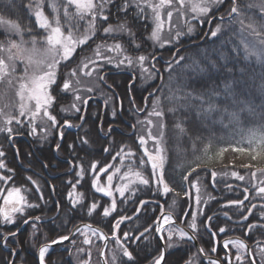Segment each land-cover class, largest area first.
<instances>
[{
	"label": "trees",
	"instance_id": "obj_1",
	"mask_svg": "<svg viewBox=\"0 0 264 264\" xmlns=\"http://www.w3.org/2000/svg\"><path fill=\"white\" fill-rule=\"evenodd\" d=\"M258 0H239V4L244 9L245 22L260 20V12L256 7L248 9L247 5L255 3ZM35 0H14V3L9 6L8 0H0V15L5 16L7 19L18 22L22 29L25 30V37L27 38V32L31 29L33 34H38L40 30L35 24V17L29 11L27 5L33 4ZM58 5L63 7V0H57ZM123 3V0H113V3L109 5V19L108 23L101 22L97 26V36L88 42L82 49L77 50L74 57L67 64H63L58 73V82H62L64 74L73 68L77 69V75L79 79L84 77L77 67L80 61L84 57L93 56V49L97 44L104 41L105 37L100 36L103 28L109 23L117 25L122 22H126L128 27L135 33L136 43L140 44V48L136 49L130 42L127 33L117 34L115 40L108 38L107 43L120 42L126 49L127 54L133 57L139 55H146L151 57L154 52L166 50L168 47L176 46V43L185 44L194 42L193 46L182 51L176 55V57L183 56L185 53L187 59L180 62L179 66L174 65L172 71H166L167 66L162 67L163 81L166 83L169 81V86L172 89H176L177 85H187V91L205 92L209 97L214 91L221 92L219 97H211L213 101L218 105L220 111L212 114V118L208 121H199L195 117V113H191L189 119L185 122L184 127L186 134L177 139L176 134L173 131V124L167 122L166 134L167 143L166 147V160L164 162V177L165 180L175 189V192H179L177 196L175 192L167 195L162 194V186L160 191H157V185L155 182L150 183L147 186L139 185L135 186V195L131 193H125L124 198L116 199L117 210L109 217L102 216V207L97 209L92 216L87 215V206L93 201L98 202L101 206H107L110 204V199H105L99 193L95 192L92 187V181L94 179L93 172L90 171L91 164L96 163L97 168L106 167L112 165L109 168L110 174L114 168L121 167V172L126 170V167L120 163V158L113 160L112 157L120 150L122 146H125L127 151L129 148L136 153V156L131 159H125L124 165H128L132 161L139 163V156L142 154L140 147L132 139L123 138L120 135L113 133L111 138L107 141H100L96 126L98 119H94V110H88L87 117L84 122V127L76 134L68 133L63 138V144L60 148L61 155L69 156L75 166V171L72 174L59 176L49 180V184L54 186V197L59 202V214L58 216L45 223H37L39 232L36 233L34 238V245L37 247L41 244L43 239L50 242L57 239L59 236H66L71 229L79 223H91L102 229L107 235L111 236L113 231V224L116 219L121 216L130 217L139 204V201H148L143 208H141L138 217L119 228L117 235L121 236L124 232L130 234L129 240L122 241L128 250L132 253L133 260L129 261L127 257L122 256V252L114 239H110L108 245L115 248L116 254H118V264H149L152 262L153 257L157 256L161 250V245L158 239L155 237L154 221L161 213V205L164 212H171L176 221L188 228V223L191 221V214L194 212L195 197L197 193L192 190L191 182H196L200 188V204L197 205L195 214L197 215V231L193 233L198 240L201 248L204 249L206 254H214L224 263L225 255L220 247L215 252L212 248L217 245L223 238L229 236H236L245 241L251 249L256 246H264V227L253 228L251 232H248L249 224L264 225V219H261L264 214V196L258 194V189L264 187L261 181H264V174L257 172L256 176H252V172L256 168H264V156L258 157L257 160H251L249 153H240L233 151L234 148L245 147L250 150L256 148L255 144L248 143V136L250 130H255L264 125V65L258 63L254 58L245 59L244 49L241 45V35L239 34V24L230 23L229 19H225L227 16L226 10L231 7V0H224V3L218 6H214L209 13V17L212 18V23L207 22L208 18H205L204 24L198 25L197 20H190L193 27L192 33H187L188 25L183 26L181 22L177 20L171 21L173 29L179 27L185 34L182 35L178 42L168 44L161 49L158 48V44H153L147 37L150 35L151 22L144 16H137V9L134 5H131L126 13L119 12L118 7ZM44 11L46 15L51 18V10L47 6V0H45ZM224 16L223 22L215 17ZM185 21V20H184ZM185 23V22H183ZM221 24V33L216 37L211 36V30L216 25ZM207 28V30H206ZM206 31V34H205ZM208 31V32H207ZM174 34V32H173ZM164 36V35H163ZM244 38L251 42L253 38L245 32ZM166 38V36H164ZM168 37L167 39H169ZM0 40H4V33L0 31ZM239 46V51L234 49ZM82 50V52H81ZM221 55L225 59H220ZM207 57L208 59H206ZM216 61L217 68L213 69L209 61ZM204 68L205 71H199L197 67ZM227 63L228 68L232 71L228 72L222 65ZM104 66V65H103ZM108 69L111 70H128L136 75L138 85L143 89L140 93L138 90H133V98L135 100H142L145 93L148 91L146 76L140 73L136 66L127 67L122 65L113 68L112 65H108ZM107 68L102 67L101 70ZM195 69V71H193ZM100 70V69H99ZM150 72L152 73L150 67ZM99 74L102 71H98ZM143 74V75H142ZM169 79V80H168ZM233 79L239 80V84H233V88L236 90L235 95L238 101H244L250 104L255 109V115L248 111H240V105H234L232 97H226L223 95V89L226 83ZM84 80V79H83ZM81 80V81H83ZM108 84L112 85L117 91L120 100L123 104L122 114H128L132 121L137 122V119L143 117L136 116L131 110L127 112L126 105H129L126 94V83L129 82V77L116 76L114 79H106ZM82 84V83H81ZM99 87L106 92L109 98L110 105H116V99L112 93L106 88ZM98 87V90H99ZM151 88V87H150ZM149 88V89H150ZM95 89V88H94ZM11 92V90H10ZM101 91L95 89L93 92H83V96H99ZM158 92L152 99H149L148 110L145 115L151 109L153 100L159 97ZM53 94L57 97V102L53 105L51 113L56 116L57 121L60 123L67 121H77L80 113L73 110L61 111V107H66L70 104V95L64 94L59 91L58 88H54ZM11 95L10 97H12ZM101 96V95H100ZM125 103V104H124ZM81 107V106H80ZM227 108V112H238V120H230L224 109ZM116 109V108H114ZM116 113V110H115ZM179 115H182L181 113ZM105 120H118L117 114L113 116V110L108 112ZM107 125H104L106 127ZM12 133L9 134L6 130L0 131V150L4 151L5 156L3 159L8 168L14 169L15 174L13 180L9 182L7 186L15 185L17 187L24 186L30 189L27 193L28 199L38 204L39 207L26 209L24 216L17 215L15 223L5 224L0 218V237L7 235L9 232H15L20 229L23 224V219L28 217H52L56 213V207L54 201L51 198L50 186L41 177L36 175L33 171L42 172L43 164H47V169L51 174L62 173L67 169L64 163L57 161L51 152V147L56 144L57 128L51 127L49 123L44 125L46 131L40 134V127L37 126L38 135L32 136L29 127L23 124H17L14 122L10 125ZM2 129V128H0ZM8 133V134H7ZM13 137L12 144L9 143V138ZM23 137L30 139L31 146L34 148L38 161L35 157L29 153L30 147L24 141ZM82 139H87L88 143H81ZM72 145V147H69ZM195 145V148H194ZM105 148H109V152H104ZM127 148V149H126ZM221 150L223 154L221 155ZM18 151V157L25 167H30L33 171H26L19 168L16 162V152ZM253 154L255 152L253 151ZM209 157L211 159L209 160ZM199 158V159H198ZM147 160V157H145ZM202 161L200 167L197 169L193 176L189 178V181H184L183 176L187 174L197 162ZM243 164H251L253 167L244 168ZM80 165H83L84 175L80 179L77 176V172L80 171ZM216 171L217 176L215 181L211 176L212 171ZM144 175L150 177L151 165L147 164L144 167ZM236 171L239 175H243L244 179L239 180L231 175V172ZM0 174L12 175L5 169H0ZM31 176L33 180H36L41 187L44 199H39V194L35 191L33 186L26 177ZM107 176H102L100 184L107 186ZM80 179L79 184L76 181ZM119 179L114 177L113 181L116 183ZM69 181L72 183L70 184ZM72 184H76V193H83L84 199L82 205H77L75 209L68 198V193L72 191ZM3 182H0V187H4ZM116 186V184H115ZM114 186V187H115ZM113 187V188H114ZM247 189V191H245ZM188 192L189 195L185 196L184 193ZM245 196L248 197L245 200ZM116 197V196H114ZM243 200V205L234 204L233 201ZM2 200H0L1 206ZM252 205H256L252 208ZM251 210V215H248ZM189 213L185 217V213ZM248 216L247 220L243 219V216ZM209 217L211 220L209 221ZM231 219L235 222L228 221ZM152 231L144 233L139 241H136L134 237L139 236L144 232L145 228L150 227ZM223 227L226 229L224 233H220L219 229ZM30 228L31 223L23 229V231L14 238L7 240V245L11 246L16 252L15 264H38L36 260V251L32 249V243L30 240ZM210 229L215 233L212 237L208 233ZM192 231V230H191ZM247 233V235H246ZM77 235L72 239L74 241ZM2 239H0L1 242ZM71 241V242H72ZM257 241L260 243L257 244ZM71 242L63 246H57L49 250L45 256L46 264H73L70 258L69 248ZM166 243V241H165ZM195 248L186 240L181 241L179 247L173 250H168L163 264H186L191 258L192 264H208L201 261L198 257L194 258ZM11 254L5 251L0 244V264H9L11 261ZM255 261H257L255 257Z\"/></svg>",
	"mask_w": 264,
	"mask_h": 264
},
{
	"label": "snow or ice",
	"instance_id": "obj_2",
	"mask_svg": "<svg viewBox=\"0 0 264 264\" xmlns=\"http://www.w3.org/2000/svg\"><path fill=\"white\" fill-rule=\"evenodd\" d=\"M14 3V0H8L9 6ZM113 3V0H63V7L58 5L57 0H47V6L51 10V18L49 15L45 14L44 5L45 0H35L34 5L29 4L27 7L29 11L35 17V24L37 25L40 32L38 34H33L31 29L27 32V38L25 37V30L22 29L21 25L11 19L5 18V16L0 15V31L4 33V40H0V83L5 82L12 85L13 78H15L18 87L16 90V96L18 97V115L19 117H28V123L32 125L31 131L36 132L35 122L39 119L42 122L49 123L52 127L60 126L55 115H53L50 109L57 102L56 95L53 94L54 88H58L61 93L71 94L73 97V102L70 108L61 107V111L74 110L75 112H80L81 107L78 104L84 106L88 103V98L81 95V92L91 93L95 89L93 87H83L81 88V81L77 75V69L73 68L64 74V79L62 82H58L59 68L62 64H67L74 54L77 52L78 48H83L87 45L89 41L93 40L97 36V21L107 22L109 19V5ZM224 3V0H123V3L118 7L119 12L126 13L131 5H134L137 9V16H144L146 19H151L152 21V31L147 37L151 40L153 44H159L160 47H164L165 44H173L179 41L180 37L185 33L176 27L175 30L171 24L174 14L180 17H190L186 19L185 23L188 25L187 33L193 32V27L191 26L190 20H197L199 23L203 24L205 18L209 24L212 23V18L209 17V13L212 11L214 6H218ZM257 7L260 12V20L264 21V0H260L258 5L248 4L247 8L252 9ZM244 9L241 8L239 0H231V7L227 13L230 23L239 24V34L241 35V45L244 49V58H254L258 63L264 65V22L256 23L250 19V22L245 24L244 19ZM224 16L220 17V21L223 22ZM167 31L169 39H164L163 33ZM174 32V34H173ZM247 32L249 36L253 38L251 42L246 40L243 34ZM127 33L130 42L134 45L136 49L140 48V44L136 43L135 33L130 29L126 22L119 23L117 25L108 24L107 27L103 28L104 41L97 44L93 51V56L85 57L80 61L77 66L80 72L87 77H91L94 72L99 71L103 67V64H114L116 67L126 65L127 67L138 66L141 73L149 72V69L145 67L146 62H151L155 60V57L151 58L146 55H139L133 57L127 54L126 47L120 42H114L112 44L107 43V39L111 38L115 40L116 34ZM221 33V24L218 23L216 27L211 30V36L216 37ZM207 35V34H206ZM235 51H239V46H237ZM208 59L207 57H205ZM185 57L183 56H173V58L167 61L168 67L166 71H172L174 65L179 66L180 62L183 61ZM220 59H225L221 55ZM213 69L217 68L216 61H209ZM91 66V67H90ZM151 67L155 68V63H151ZM197 67L199 64L197 62ZM222 67L231 72L232 69L228 68L227 63L222 65ZM85 69H88L85 71ZM195 71V69H193ZM199 71H205L204 68H199ZM151 76V73L149 74ZM101 81L104 80L103 76H99ZM239 80L233 79L225 84L223 89V95L226 97H232L234 105H240V111H248L255 115V109L244 101H238L235 95L236 90L233 88V84H239ZM187 85H177L175 91H170V95L166 97L168 102L172 104L171 107L167 109L168 113L174 115L173 131L176 134L177 139L186 134V129L184 127L185 122L189 119L191 113H195V117L199 121H208L212 118L213 113L220 111L218 105L213 101L211 97H219L221 92L214 91L209 97L208 93L187 91ZM149 95H154L150 93ZM107 103V102H106ZM134 103V101H133ZM137 111H143V109H137ZM230 120H238V112H227V108L224 109ZM181 113L182 115H177ZM3 110L0 109V115H3ZM115 110H113V116H115ZM165 110L160 106L159 98L153 101L152 111L147 113V118L145 121H137L138 124H147L148 128L145 135L138 136V143L143 148V153L139 156V163L132 161L128 165H124L125 159H131L136 156L130 148L125 151V146H122L119 151L112 157L113 160L120 158V163L122 166L126 167V170L121 172V167H116L114 170L107 175V186H102L99 184L98 173H108V169L112 168V165L106 167L97 168L96 163L91 164L90 171L96 175V178L92 181V187L97 193H103L104 196L110 197L111 202L107 206H101L98 202L93 201L87 206V215L92 216L97 209L102 207V216L109 217L113 212L117 210V201L114 197V191L119 193V196L124 198L125 193H131L135 195L136 187L139 185L147 186L152 182L157 185V191H160L162 186V194L167 195L169 193L175 192V189L170 186V184L165 180L164 177V161L166 152V134L168 125L165 121ZM155 118V120L153 119ZM264 119V116L261 117ZM83 120V116L81 117ZM17 124L22 123L20 119L16 116H7L5 119L6 125H11L13 121ZM65 125L72 126L69 121H64ZM153 126L158 128L157 134H153ZM62 127V126H60ZM135 129L136 125H132ZM7 131L9 134L12 133V128L7 127L6 129H0V131ZM102 130V129H101ZM46 131V129H45ZM111 132V128H109ZM147 137V138H146ZM60 138L63 139V133L61 132ZM149 140L153 141L152 151L149 150L146 145H148ZM81 143L87 144V139H82ZM248 143L255 144L256 148L250 150L249 148L239 147L234 148L233 151L240 153H249L251 160L255 161L258 157L264 156V125L255 130H250L248 136ZM72 147V145H69ZM195 148V145H194ZM60 149V144L56 145V150ZM224 150H221V155ZM253 151L255 154H253ZM104 152H109V148H105ZM17 151V155H18ZM4 151L0 150V158L4 157ZM147 157V160H145ZM199 159V158H198ZM211 157H209V160ZM202 161L197 162L194 167L190 169L183 176L184 181H189V178L193 176V173L197 171L200 167ZM151 165L150 177L144 175V167ZM47 167V164L44 165ZM80 171L77 172V176L82 179L84 175L83 165H80ZM241 167L250 168L253 167L251 164H243ZM0 169H5L7 172L12 173V175L0 174V182H3L4 187H0V200L3 201V205L0 206V218L5 224L15 223V218L17 215L24 216L26 209L39 207L38 204L32 203L28 197L27 193L30 191L27 187L20 186L17 187L14 184L10 187L7 186L10 181L13 180L15 170L8 168L3 159H0ZM257 172L264 174V168H256L251 174L253 177L256 176ZM231 175L239 180H243L244 176L239 175L238 172L233 171ZM213 181L217 176L216 171L211 172ZM117 177L121 183L117 184L113 189V179ZM26 179L35 186V191L39 194V199L43 200V192L40 185L36 180H33L31 176L26 177ZM80 179L76 181L79 184ZM71 184L72 182L69 181ZM264 184V181H261ZM76 184H72V191L68 193L69 201L72 208L75 209L77 205H82L83 203V193H76ZM191 186L196 189V205H199L201 200L199 196L200 188L197 186L196 182H191ZM53 191L55 188L53 186ZM247 191V189H245ZM177 196L180 195L179 192H175ZM258 194L264 196V187L258 189ZM185 196L189 193L186 191ZM248 199L247 196L244 198ZM149 203L148 201H139L140 207L143 208L144 205ZM234 204L243 205L244 201H233ZM161 215L157 217V226L155 227V232L160 234L164 228L165 224H172L174 218L171 212L164 214L163 206L161 205ZM256 205H252L255 208ZM261 207H264L262 205ZM57 209H59V202H57ZM139 209H137V212ZM189 213H185L187 217ZM248 215H251V210H249ZM125 219H130V217L121 216L116 219L113 224V231L111 238L115 240L116 244L119 246L122 256L127 257L129 261L133 260L132 253L124 245L122 241L129 240L130 234L124 232L122 237L117 235V231L120 225ZM209 221L211 217L208 218ZM244 220L248 219V216H243ZM261 219H264V214H262ZM41 220V217H28L23 219L24 224H29L33 228V234L39 232L37 223ZM197 215L195 213L191 214V221L188 223V227L193 233L197 231ZM162 221V222H160ZM264 227L260 224H249L248 232H251L253 228ZM152 231L151 226L144 229V232L140 233L139 236L134 237L136 241H139L144 237V233ZM225 228L221 227L219 229L220 233H224ZM176 232L179 234L180 239L192 240L195 237L189 235L187 231L183 228H177ZM79 233L84 236L83 244L89 245L91 243L89 233L92 236H97L101 240H108L109 236L100 232L99 229L93 228L90 224H84L82 227H76L72 233L75 235ZM215 235V233H213ZM247 235V233H246ZM15 237L16 232H9L7 235L0 237L4 241L5 246H7L8 237ZM173 233L170 231L168 235V240L171 241ZM162 241L164 236L161 234L159 237ZM69 236H59L57 239L47 242L38 250L39 264H45L46 253L49 252L50 247L55 244L62 243L63 241L69 240ZM260 242L257 241V244ZM233 245L236 248L237 255L236 260L240 261L241 256L239 252L248 248L247 244L243 240H225L224 247L228 248L229 245ZM169 246H171L169 244ZM80 251H83L81 249ZM199 253L203 254L204 249L200 248ZM212 251H216V247L212 248ZM261 252L264 253V248H261ZM13 256L16 252L13 251ZM90 255V254H89ZM227 258V256L225 257ZM116 256L113 255V262H115ZM165 260V251L160 250L159 254L153 257L151 264H163ZM10 264H15L11 261ZM88 264V262H84ZM186 264H192L191 258L186 262ZM208 264H219V261L209 259ZM255 264V260L252 261Z\"/></svg>",
	"mask_w": 264,
	"mask_h": 264
},
{
	"label": "rangeland",
	"instance_id": "obj_3",
	"mask_svg": "<svg viewBox=\"0 0 264 264\" xmlns=\"http://www.w3.org/2000/svg\"><path fill=\"white\" fill-rule=\"evenodd\" d=\"M255 3H257L256 5H258L259 3H260V0H258V1H256ZM229 7L227 8V10H226V12H228L229 11ZM256 9H258L257 7H256ZM258 11H259V9H258ZM173 20H177V21H179V22H181L182 23V25L183 26H185L186 27V23H183V22H185L184 20H186V19H190V17H180V16H178L177 14H174L173 15V18H172ZM150 20V22H151V30L150 31H152V21H151V19H149ZM195 21V20H194ZM102 21H97V26L101 23ZM250 21H247V22H245V24H247V23H249ZM256 23H259L258 21H255ZM103 23H105V25L108 23V21L107 22H103ZM197 23H198V25L200 26V25H202L201 23H199L198 21H197ZM204 24V23H203ZM107 27V26H106ZM151 33V32H150ZM117 35V34H116ZM163 35L164 36H166V38H164V39H167L168 37H169V35H168V32L167 31H165L164 33H163ZM100 36H102V37H104V34H103V31H102V33H101V35ZM163 36V37H164ZM186 43V42H185ZM110 44H112V43H110ZM168 46V44H165L164 45V47L165 46ZM84 47V46H83ZM172 47V46H171ZM158 48L159 49H161L162 47H160L159 46V44H158ZM79 49H82V48H78L77 50H79ZM164 52H166L167 53V51H164ZM75 55V54H74ZM152 57V56H151ZM150 57V58H151ZM183 57H185V59H187L186 57H189V55L187 56L185 53H183ZM85 58V57H84ZM71 61V60H70ZM68 63V62H67ZM149 64H150V62H146L145 63V67H147L148 69H149ZM63 65V64H62ZM61 65V66H62ZM104 66V68H107V69H105V70H99V71H107V73L106 74H103V75H106L105 76V79H114L117 75L119 76L120 74L122 75V76H124L125 78H127V77H129L127 74H125V75H123L122 73H120V74H117V72H116V70H115V72L113 71V70H111V69H108L109 67L107 66V63H105V64H103ZM109 65V64H108ZM110 65H112L113 66V68H117L114 64H110ZM60 66V67H61ZM91 67V66H90ZM137 68H138V70H139V72L141 73V70H140V68L138 67V66H136ZM60 69V68H59ZM88 69H85V71H87ZM108 72H110L109 74L110 75H108ZM151 72H150V70H149V72H145V73H143L144 74V76H146V81L147 82H150V81H152V84H151V86L152 85H155V83L158 81V78H157V76L155 75V74H153V72L151 73V76L149 75ZM101 74V73H100ZM100 74H99V72L97 71V72H94L93 73V75L91 76V77H87V76H84L83 78H81V80H83V81H81V85H80V87L81 88H83V87H93V88H95V89H97V91H99V90H101L102 92L99 94V97H102V96H104L103 97V99H104V101L105 102H108V104H109V98H108V95L106 94V92L105 91H103L101 88L98 90V87H99V76H100ZM142 74V75H143ZM131 78L129 77V80H130ZM169 80V79H168ZM169 81L168 82H164L163 81V79H162V87H161V89H160V95H159V97H156L154 100H156L157 98H159V103H160V106L165 110V113H166V115H165V121H166V123L169 121V122H171V124H174V115L172 114V113H168L167 112V109L169 108V107H171L172 106V104H170L169 102H168V100L166 99V97H168L169 95H170V89L172 90V91H175L174 89H172L170 86H169ZM17 87H18V84H17V82H16V80H15V78H13V83H12V85H9L8 83H7V80H5V82H3V83H0V109H2L3 110V115H0V128H2V129H6L7 127H10V125H6L5 124V119H6V117L7 116H16L18 119H20L21 121H22V123H20V124H23V123H25L28 127H29V131H30V133L32 134V136L33 137H35L36 135H38V132H37V129H36V132L35 133H33L32 131H31V128H32V125H30L29 123H28V117L27 116H25V117H19V115H18V104H19V100H18V97L16 96V90H17ZM150 88V86L147 88V89H149ZM10 90H11V92H10ZM11 95H13L12 97H10ZM70 95V104L69 105H67L65 108H70V105L72 104V102H73V97H72V95L71 94H69ZM81 95H83L82 94V92H81ZM100 95H102V96H100ZM85 98H86V96H84ZM127 98H128V96H127ZM153 100V101H154ZM138 102H140V104H141V100L139 99V100H137ZM136 101V102H137ZM128 103H129V101H128ZM125 104V103H124ZM153 105V104H152ZM78 106L80 107V106H82V104H78ZM122 106H123V104H122ZM113 108V107H112ZM126 108L127 109H130V106L129 105H126ZM52 109V108H51ZM51 109H50V111H51ZM114 109V108H113ZM74 111V110H73ZM150 111H152V107H151V109L148 111V112H150ZM80 113V112H79ZM180 113H178L177 115H179ZM121 115H125V114H122V110H121ZM127 117H129V115L127 114L126 115ZM146 118H147V114L146 115H144L143 117H141V118H139V119H137V121L139 120V121H145L146 120ZM154 120H155V118H153ZM15 122V120L13 121V123ZM12 123V124H13ZM35 124H36V127L37 126H39L40 127V134H43L44 132H45V128H44V125L46 124V122H42L41 120H37L36 122H35ZM143 126V128H141L142 130H140L141 132H142V135H145L146 136V130H147V128H148V125L145 123V124H139L138 126ZM168 125V124H167ZM51 126V125H50ZM140 126V127H141ZM52 127V126H51ZM54 128V127H53ZM153 134H157V132H158V128L157 127H155V126H153ZM139 132V131H138ZM167 133L169 134V132L167 131ZM8 134V133H7ZM147 138V137H146ZM152 145H153V141H151V140H149V142H148V145H146V147H148L149 148V150L150 151H152ZM142 153H143V150H142ZM164 155H165V160H166V152L164 153ZM165 162V161H164ZM61 177V176H60ZM107 178V177H106ZM113 183V187L115 186V184L117 185V184H119V183H121V181H117L116 183L113 181L112 182ZM103 186H105V184H102ZM115 188V187H114ZM113 188V189H114ZM192 190H194L195 192H196V189L195 188H192ZM101 196H103L105 199H107V198H109L110 199V202H111V198L110 197H106V196H104L103 195V193H99ZM116 195V199H120L121 197L119 196V193H116L115 191H114V196ZM195 199H196V197H195ZM3 205V201L1 202V206ZM197 205L195 204V206H194V212L193 213H195L196 212V209H197V207H196ZM30 230L33 232V228H32V226H31V228H30ZM172 232L173 233V237H172V240L171 241H169L168 240V235H169V232ZM18 234H20V233H18ZM17 234V235H18ZM89 235V237H90V240H91V243L89 244V245H85V244H83V239H84V236H82V235H80L79 233H77V237H76V239L74 240V241H72L71 242V245L72 246H70V247H68L69 248V253H70V258H71V260L73 261V264H84V262H88V264H100V261H99V256H100V249H101V243H102V240L101 239H99L97 236H92L91 235V233H89L88 234ZM163 235H164V238H166L167 239V242H168V247H169V249H173V248H175V247H179L180 246V244H181V240H184V239H180L179 238V234H178V232H176V229H174L173 227H170V228H167V229H164V231H163ZM46 242H48V241H46L45 239H43V241L41 242V244L39 245V246H35L34 245V243H32V249H34L36 252H37V250H38V248L41 246V245H43V244H45ZM169 244L171 245V246H169ZM5 245V244H4ZM231 245V244H230ZM2 247V246H1ZM231 248H232V250H233V252L235 253V257H234V260H235V264H248V262H246L247 260H246V257H245V255H246V250H244V249H242L240 252H239V255L241 256V260L240 261H237L236 260V255L238 254L237 253V251H236V248L233 246V245H231ZM261 248H264V246H258V247H256L255 248V251H254V254H255V257H256V259H257V261L259 262V264H264V253H262L261 252ZM81 249H83V251H80ZM90 254V255H89ZM115 254V256H116V260H115V262H113V255ZM46 255H47V253H46ZM104 256H105V260H106V262L108 263V264H118V254H116V250H115V248L113 247V246H111V245H108L107 246V248L105 249V251H104ZM46 264V263H45ZM149 264H151V263H149Z\"/></svg>",
	"mask_w": 264,
	"mask_h": 264
},
{
	"label": "flooded vegetation",
	"instance_id": "obj_4",
	"mask_svg": "<svg viewBox=\"0 0 264 264\" xmlns=\"http://www.w3.org/2000/svg\"><path fill=\"white\" fill-rule=\"evenodd\" d=\"M182 44L179 42V43H176V46H172V51H171V56H173L174 54L175 55H177L178 53H180L182 50H181V48H182ZM174 47V48H173ZM81 52H82V50H81ZM152 62V61H151ZM151 62H150V66H151ZM154 63V62H153ZM152 68V67H151ZM155 69L157 70H159L160 68H158L157 66L155 67ZM161 70V69H160ZM159 70V71H160ZM152 71H153V73L157 76V78H158V81L155 83V85H152L151 86V84H152V81H150V83L147 85V87H151L150 89H148V91L145 93V95H144V97L142 98V102H141V104H140V102H138L137 100H135L134 98H133V90H138V93H140L141 91H143V89L137 84L138 83V81H137V78H136V75H135V81H134V83H132L131 84V81H132V79H130L129 80V82H127L126 83V86H125V89H126V93H127V96H128V101H129V106H130V109H127V112H129L130 113V110L136 115V116H138V117H141V116H144L145 115V113H146V111L148 110V106H149V99H152V98H147L146 99V96L149 94V93H151L153 90H155V88L157 87V85L159 84V74L157 73V71H155V70H153L152 69ZM107 73V71H102L101 72V74H100V76H103L104 77V81H105V83H107L108 84V82H107V80L105 79V76L106 75H103V74H106ZM110 72H108V75H110L109 74ZM132 74V73H131ZM121 75V74H120ZM119 75V76H120ZM123 75H125V74H123ZM133 75V74H132ZM131 75V78L132 77H134V75L132 76ZM161 75H162V73H161ZM118 76V75H117ZM129 76V75H128ZM104 81H101V80H99V84H100V86H102V87H104V88H106L107 90H109L108 88H107V86L105 85V83H104ZM110 85V84H109ZM110 86H112V85H110ZM113 87V86H112ZM114 88V87H113ZM99 89H100V87H99ZM147 89V88H146ZM114 90H115V88H114ZM99 91H101V90H99ZM110 91V90H109ZM128 91H129V95H128ZM102 92V91H101ZM111 93H112V95L115 97V99H116V105H110V104H108V102L106 103L105 101H104V99H103V97L104 96H102V97H99V96H88L87 98H88V103H87V105L86 106H84V105H82L81 106V113H80V116H79V119L77 120V121H69V124L70 125H72V126H70L71 128H76L77 130H75V131H70V130H68L67 128H62L61 129V127L60 126H62V124L60 123L59 125L60 126H57L58 128H57V135H58V132H59V130H61L60 131V133L62 132L63 133V138H64V136L66 135V134H68V133H72V134H76V133H78L80 130H82V128L84 127V122H85V119H86V117H87V112H88V110L90 111V110H94L95 111V113H94V119H96V118H99L98 119V123H97V126H96V132H97V135H98V137L101 139V140H103V141H107V140H109L110 138H111V136H112V134L113 133H116V134H118V135H120L121 137H128V138H133L134 139V141H136V143H137V145L140 147V150L142 151V147L139 145V143H138V136H137V134H136V132L137 131H140V130H142L141 128H143V126H138L139 124L137 123V122H135V121H132L131 119H130V117H127L126 116V114L125 115H121V109H122V102H121V100H120V97H119V95H118V93H117V91L115 90V93L113 92V91H110ZM133 101H134V103H133ZM137 101V102H136ZM116 108V109H113V108ZM143 107H145V109H143ZM137 109H143V111H137ZM110 110H116V114H117V116H118V120H119V122H117L116 120H105V117H107V115H108V112L110 111ZM83 116V120L81 119V117ZM82 122V123H81ZM81 123V124H80ZM104 125H107L106 127H104ZM132 125H136V128L134 129L133 127H132ZM109 128H111V132H109ZM102 129V130H101ZM131 131H134V135L133 136H127L128 134H130V132ZM57 141H56V144L53 146V147H51V152H52V155H53V157L57 160V161H59V159H58V157L59 158H61V159H66L67 157H65L64 158V156L63 155H61V153H60V149L58 150V151H56V154L54 153V148H56V145L59 143V141H58V138L56 139ZM63 139H62V142L61 143H63ZM30 147V146H29ZM127 149V148H126ZM132 149V148H131ZM126 151V150H125ZM58 156V157H57ZM34 157L37 159V161H38V158H37V156H36V154H34ZM27 168H29V169H31L30 167H27ZM43 170H42V172H37V171H33L32 169V171L36 174V175H38L39 177H41L44 181H46V183L47 182H49L48 180H50V179H54V178H57V177H59V176H63V175H67V174H72L74 171H75V166L73 165V167H72V169H68V170H65V171H63L62 173H56V174H54V176L49 172V170L46 168H42ZM92 172V171H91ZM108 173H109V170H108ZM108 173H98V176H99V184H100V181L102 180L101 179V177L102 176H107L108 175ZM93 174V177L94 178H96V175L97 174H94V173H92ZM49 184V183H48ZM101 185V184H100ZM103 186V185H102ZM116 196V195H115ZM145 201V200H144ZM140 205V204H139ZM138 206V205H137ZM135 211H137V208H136V210ZM135 211H134V213H135ZM133 213V214H134ZM223 251V250H222ZM231 253H230V256H231V259L229 260L230 262L228 263L227 262V259L225 260L224 259V263L222 262L223 260H220L217 256H215L214 254H208V256L209 257H214V258H217L219 261H220V264H233L231 261H234V257H235V253H233L232 252V250L230 251Z\"/></svg>",
	"mask_w": 264,
	"mask_h": 264
},
{
	"label": "bare ground",
	"instance_id": "obj_5",
	"mask_svg": "<svg viewBox=\"0 0 264 264\" xmlns=\"http://www.w3.org/2000/svg\"><path fill=\"white\" fill-rule=\"evenodd\" d=\"M206 30H207V28H206ZM205 34H206V31H205ZM193 44H194V42H192V43H185V44H182L183 46H182V48L181 49H186V48H188V47H191V46H193ZM174 48V47H173ZM163 51H160V52H154L153 53V55L152 56H154L155 57V60H154V63H155V67L157 66L158 68H160L159 70L157 69H155L154 68V70L155 71H157V73H162V67L163 66H167V61H169V60H171L172 58H173V56H171V51H172V47H168V49H166V50H164V49H162ZM164 51H167V53L166 52H164ZM127 94V93H126ZM128 95H129V91H128ZM136 134H137V136H139V135H142V132L141 131H137L136 132ZM134 135V131H131L130 132V134H128L127 136H133ZM24 138V141L27 143V145L28 146H30V150H29V153L31 154V156H33L34 157V154H36L35 153V151H34V148L31 146V142H30V139L29 138H27V137H23ZM123 138H126V137H123ZM100 139V138H99ZM127 139H130V138H128L127 137ZM133 139V138H132ZM134 140V139H133ZM100 141H103V140H101L100 139ZM136 142V141H135ZM62 144L63 143H61L60 144V148H61V146H62ZM55 149V148H54ZM18 155H17V152H16V157H17ZM58 157V156H57ZM65 157H67V156H65ZM64 157V158H65ZM58 159H59V162L60 163H64L66 166H67V169L66 170H70V169H72V167H73V165H74V163H73V161L69 158V156L66 158V159H61V158H59L58 157ZM16 162H17V165H18V167L19 168H22V163H21V161H20V159H19V157H18V160L16 159ZM42 165H43V167H44V165L45 164H43L42 163ZM45 169L47 168V167H44ZM53 176H54V174H52ZM51 198H52V200L54 201V204H55V207H56V205H57V201L55 200V197H54V193L51 195ZM57 209V208H56ZM51 220H53V216L52 217H41V221H42V224H45V223H47V222H49V221H51ZM35 236H36V233H35V235L33 234V232L32 231H30V240H31V243L34 241V238H35ZM2 243H4V242H1L0 244H1V246H2ZM12 248V247H11ZM13 249V248H12ZM13 251H14V249H13ZM10 254H11V260L12 261H14L15 260V257H16V255H15V257H14V259H13V255H12V253L11 252H9Z\"/></svg>",
	"mask_w": 264,
	"mask_h": 264
},
{
	"label": "water",
	"instance_id": "obj_6",
	"mask_svg": "<svg viewBox=\"0 0 264 264\" xmlns=\"http://www.w3.org/2000/svg\"><path fill=\"white\" fill-rule=\"evenodd\" d=\"M227 18H228V17H227ZM215 19H220V18L216 16ZM207 32H208V31H207ZM124 73H125V72H124ZM126 73H127V72H126ZM134 81H135V79L133 78L132 81H131V84L134 83ZM108 88L112 89V88L109 87V86H108ZM158 88H159V86H158ZM158 88H156L155 91H153L152 93L155 94V93L157 92ZM152 96H153V95H149V94H148V95L146 96V98H147V97H152ZM143 109H145V107H143ZM81 123H82V122H81ZM81 123H80V124H81ZM62 127H65V128H67L68 130H70V131H71V130H72V131L77 130L76 128H71L70 126L65 125V124H63ZM58 138H59V144H61L62 139L60 138V130H59V133H58ZM56 151H57V150H56V148H55V149H54V153H55V154H56ZM16 159L18 160V156L16 157ZM22 168L25 169L24 167H22ZM57 213H58V212H57ZM137 214H138V212H136L135 215H134L131 219L124 220V222H123L120 226H122V225L126 224L127 222L133 220V219L137 216ZM39 222H40V221H39ZM25 225H26V224H24L23 227H24ZM172 225L175 226L176 228H183L185 231H187V232L189 233V235H193L188 229H186L185 227L181 226V225L178 224L176 221H174V222L172 223ZM82 226H83V225H82ZM82 226H76V227H82ZM91 226H92V225H91ZM23 227H22L18 232H16V235L22 231ZM76 227H75V228H76ZM92 227H93V228H96L95 226H92ZM75 228H74V229H75ZM74 229L72 230V232H71L70 235H69L70 239L73 237L72 233H73ZM97 229H98V228H97ZM99 230H100V229H99ZM100 232L104 233L102 230H100ZM210 233H212V232L210 231ZM104 234H105V233H104ZM105 235H106V234H105ZM9 237H11V236H9ZM157 237L159 238V237H160V234L157 233ZM70 239H69V240H70ZM69 240H67V241H69ZM159 240H160V242H161L162 249L165 251V254H166L165 246H164V244H163V242H162V240H161L160 238H159ZM226 240H240V239H237V238H228V239H226ZM67 241H63L62 243L52 245L51 247H53V246H57V245L65 244ZM191 242L193 243L194 247H195L196 250H197V253H198L199 256L202 258V260H204V261H208V260L210 259L209 257H206L204 254L199 253L198 250L200 249V246H199L197 240L194 238V239L191 240ZM106 244H107V240H104V241H103V244H102V247H101V250H100V262H101V264H106V262H105V260H104V250H105ZM2 245H3V243H2ZM222 246H223V242H222ZM247 246H248V245H247ZM223 247H224V246H223ZM224 248H225V247H224ZM4 250L13 253V249H12L11 247H4ZM246 250H247L248 259H249V261H250V264H252L253 258H252V256H251V253H250V250H249V246H248V248H247ZM14 257H15V256H13V259H14ZM37 258H38V257H37ZM211 259H212V258H211Z\"/></svg>",
	"mask_w": 264,
	"mask_h": 264
}]
</instances>
